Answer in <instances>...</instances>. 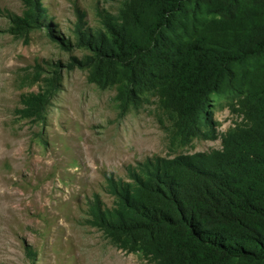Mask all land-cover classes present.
Returning <instances> with one entry per match:
<instances>
[{
    "label": "trees",
    "instance_id": "obj_1",
    "mask_svg": "<svg viewBox=\"0 0 264 264\" xmlns=\"http://www.w3.org/2000/svg\"><path fill=\"white\" fill-rule=\"evenodd\" d=\"M12 16L18 32L41 14ZM100 26L74 32L87 80L116 84L121 110L156 98L179 136L213 137L209 95L225 94L242 123L221 148L140 165L113 185L102 231L150 264H264V0H122ZM67 47L70 40L58 37ZM47 96L27 113L43 119Z\"/></svg>",
    "mask_w": 264,
    "mask_h": 264
},
{
    "label": "rangeland",
    "instance_id": "obj_2",
    "mask_svg": "<svg viewBox=\"0 0 264 264\" xmlns=\"http://www.w3.org/2000/svg\"><path fill=\"white\" fill-rule=\"evenodd\" d=\"M30 1L41 23L18 32L10 17L35 12ZM121 1L0 0V264H150L97 223L116 206L113 185L156 158L219 149L242 123L233 102L212 93L213 137L185 139L154 96L121 110L116 84L87 80L76 23L98 27V12L115 14ZM36 95L47 96L41 121L27 113Z\"/></svg>",
    "mask_w": 264,
    "mask_h": 264
}]
</instances>
